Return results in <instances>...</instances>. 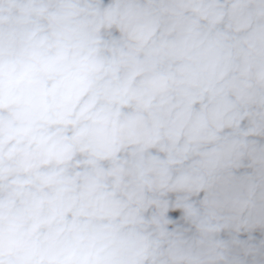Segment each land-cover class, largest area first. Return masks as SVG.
<instances>
[{"label":"clouds","instance_id":"9594fccd","mask_svg":"<svg viewBox=\"0 0 264 264\" xmlns=\"http://www.w3.org/2000/svg\"><path fill=\"white\" fill-rule=\"evenodd\" d=\"M0 264H264V0H0Z\"/></svg>","mask_w":264,"mask_h":264}]
</instances>
